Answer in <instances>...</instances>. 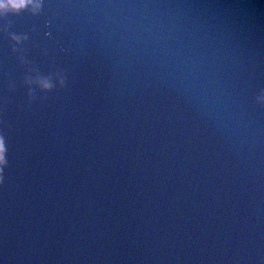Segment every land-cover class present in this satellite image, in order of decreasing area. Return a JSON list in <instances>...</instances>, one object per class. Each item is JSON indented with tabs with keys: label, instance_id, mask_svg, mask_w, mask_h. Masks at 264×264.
Returning <instances> with one entry per match:
<instances>
[{
	"label": "water",
	"instance_id": "water-1",
	"mask_svg": "<svg viewBox=\"0 0 264 264\" xmlns=\"http://www.w3.org/2000/svg\"><path fill=\"white\" fill-rule=\"evenodd\" d=\"M39 3L0 12V264H264V0Z\"/></svg>",
	"mask_w": 264,
	"mask_h": 264
},
{
	"label": "clouds",
	"instance_id": "clouds-1",
	"mask_svg": "<svg viewBox=\"0 0 264 264\" xmlns=\"http://www.w3.org/2000/svg\"><path fill=\"white\" fill-rule=\"evenodd\" d=\"M26 5H31V7L36 10L40 7L39 0H0V12L11 10H17L25 7ZM42 86L47 88L50 84L47 81H42ZM261 99H264L262 97ZM5 146L3 137L0 136V170H2L4 164L6 163L4 158Z\"/></svg>",
	"mask_w": 264,
	"mask_h": 264
}]
</instances>
